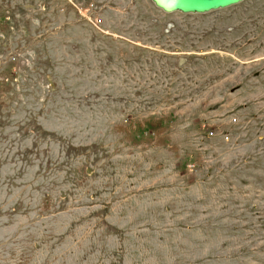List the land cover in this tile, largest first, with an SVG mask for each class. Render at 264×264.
Wrapping results in <instances>:
<instances>
[{
  "label": "rangeland",
  "instance_id": "obj_1",
  "mask_svg": "<svg viewBox=\"0 0 264 264\" xmlns=\"http://www.w3.org/2000/svg\"><path fill=\"white\" fill-rule=\"evenodd\" d=\"M0 264H264V0H0Z\"/></svg>",
  "mask_w": 264,
  "mask_h": 264
},
{
  "label": "water",
  "instance_id": "obj_2",
  "mask_svg": "<svg viewBox=\"0 0 264 264\" xmlns=\"http://www.w3.org/2000/svg\"><path fill=\"white\" fill-rule=\"evenodd\" d=\"M163 13L205 14L225 9L243 0H149Z\"/></svg>",
  "mask_w": 264,
  "mask_h": 264
},
{
  "label": "built area",
  "instance_id": "obj_3",
  "mask_svg": "<svg viewBox=\"0 0 264 264\" xmlns=\"http://www.w3.org/2000/svg\"><path fill=\"white\" fill-rule=\"evenodd\" d=\"M5 19H7V18H5Z\"/></svg>",
  "mask_w": 264,
  "mask_h": 264
},
{
  "label": "crops",
  "instance_id": "obj_4",
  "mask_svg": "<svg viewBox=\"0 0 264 264\" xmlns=\"http://www.w3.org/2000/svg\"><path fill=\"white\" fill-rule=\"evenodd\" d=\"M157 9V8H156ZM159 10V9H158Z\"/></svg>",
  "mask_w": 264,
  "mask_h": 264
}]
</instances>
